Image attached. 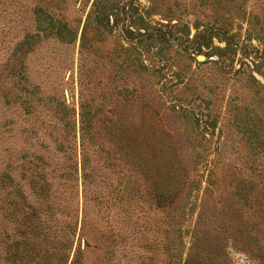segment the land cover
<instances>
[{
	"label": "rangeland",
	"instance_id": "1",
	"mask_svg": "<svg viewBox=\"0 0 264 264\" xmlns=\"http://www.w3.org/2000/svg\"><path fill=\"white\" fill-rule=\"evenodd\" d=\"M103 2L0 0V264H264V0Z\"/></svg>",
	"mask_w": 264,
	"mask_h": 264
},
{
	"label": "trees",
	"instance_id": "2",
	"mask_svg": "<svg viewBox=\"0 0 264 264\" xmlns=\"http://www.w3.org/2000/svg\"><path fill=\"white\" fill-rule=\"evenodd\" d=\"M94 10H92L89 15L87 16V20L83 29L82 33V46L85 44V39L87 35L88 29H90L92 26L94 29L100 33H111L109 30L114 29V23L111 24V15H114V12H118V10L115 11H110L111 9L103 2V0H94L93 3ZM115 15V17H117ZM114 21V20H113ZM132 22H130L127 27L124 29L123 27L121 28V31L126 33L127 35L124 34L125 39H129L130 35L132 37L133 34V28H132ZM130 48H134L131 45H129ZM200 48V47H199ZM85 112H84V106L82 105V125L87 123V118L85 117ZM82 130H85V127H82Z\"/></svg>",
	"mask_w": 264,
	"mask_h": 264
}]
</instances>
